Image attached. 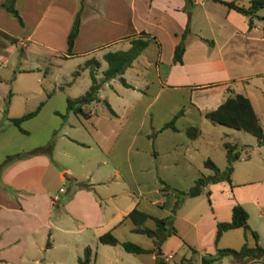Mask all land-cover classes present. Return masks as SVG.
Here are the masks:
<instances>
[{
    "label": "crops",
    "instance_id": "crops-1",
    "mask_svg": "<svg viewBox=\"0 0 264 264\" xmlns=\"http://www.w3.org/2000/svg\"><path fill=\"white\" fill-rule=\"evenodd\" d=\"M17 1L14 0L15 6ZM82 1L78 30L70 53L62 52V57H81L83 62L93 57L97 51H100L102 56L106 50L125 49L131 37L144 31L148 36L146 46L121 72L122 76L127 68L131 70L130 73L136 80L125 87L135 96L122 99L113 106L111 98L108 96L100 98L97 92L99 100L84 106L88 113L85 118L88 119L87 123L81 122L79 120L81 115L76 114L77 123L83 124L86 136L67 122L68 115L74 114L73 112L68 111L63 118L66 126L73 131L69 133L66 131L65 134L61 132L62 135L58 138H66L68 142L81 147L95 146L103 154L110 152L111 159L108 160H111L112 164L106 165V157L97 156L95 153L90 157H75L74 164L81 167V172L77 173L73 165L62 162L56 156L59 153L68 156L71 152L59 149L54 151L56 142H53L49 153L24 154L34 147L20 148L18 153L22 154L10 159L0 168V264H22L26 259L32 264L39 262L40 252L49 251L54 246L55 233L52 230L63 234L70 232L78 234L89 229L92 237L97 238L100 233L98 228L104 226V209L101 204L102 196L95 194L90 180L102 182L105 177L109 178L111 175L121 176L124 166L120 155L126 139H128L126 149L134 147L132 155H128L125 160L130 171L138 169L140 173H151L164 179L180 174L189 175L194 179L203 175L208 182H218L216 186L225 193L224 198L214 200L211 198L210 207L195 218L181 217V220L190 226L197 242L200 241L199 224L206 220L209 227H215L216 221L228 220L233 203H240L245 210L246 203L264 205V176L260 179L233 180L230 171L229 183L225 180L214 181L212 170L205 171L201 167L202 161L207 157L220 170L210 150L214 145L223 149L221 142L226 139L218 136L219 139L212 144L213 146L209 141L201 144L202 140L199 139L202 133L211 130L210 121L203 116V110L214 108L230 91L246 96L243 91L245 85L249 83L255 85L254 79L257 76L264 77V10L257 12L255 16L262 20V23L258 24L253 18L249 19L216 0L210 2L192 0L189 4L198 5L194 8H188V5L184 7V0ZM78 7L79 0H23L17 6V11L22 24L26 26L28 22L23 18L24 11L28 13L26 9L30 11L34 9L37 13L40 9L39 19L45 23L42 27L44 33H48L50 37L57 36L59 40L63 37L66 46L65 36ZM4 19V13L0 8V42L4 43L0 48L4 53H8L23 43L21 39L10 35L12 30H8L7 23L6 25L4 22L1 23ZM2 33L15 40L10 42ZM182 33L184 47L181 60L173 62L171 59L173 48ZM118 44L125 46L116 47ZM47 46L52 50L58 48L50 44ZM115 79L116 76L102 81L99 87L111 86ZM262 81L264 86V80ZM6 85L0 77V129L10 124L6 118L8 117L6 111L3 116L4 99L7 92L10 93ZM110 90L114 97L126 93L117 91L114 87ZM102 99H105L112 109L113 113L108 111L111 117L128 116L125 120L130 121L124 125H116L113 122L111 125L102 124L101 121L112 119L95 111V105L103 103ZM146 110L148 127L152 129L149 133L142 126L143 113ZM138 113H141L142 117H137ZM170 119L173 127L160 128L162 123ZM187 125H195L198 128V135L189 138L184 132ZM63 127L61 123L58 129L65 131ZM3 132L1 134L5 136L2 138L6 139L7 135ZM227 141L237 144L239 156L241 145L231 138ZM263 146L264 144L257 140L253 143V147L264 157L260 152ZM7 149L0 143V155H8ZM222 152L224 154V149ZM247 156L248 153L244 152L241 158ZM2 160L3 158H0V162ZM225 162L221 165L225 166ZM63 176H66L67 180L85 179L89 186L63 188L59 185L64 182ZM253 182L254 185L250 187ZM235 183L245 186V191H238L236 188L231 190L232 184ZM202 188V191L208 190L207 195L210 197L217 190L216 187L209 189L207 182ZM153 190L160 196L149 199V204L156 201L161 206L160 209H164L166 189L155 187ZM59 193L63 194V199ZM113 195L109 194L108 197L111 198ZM174 200L175 197L172 202ZM132 207H138L158 217L164 216L158 214V210L147 203H141L139 199H134L128 210ZM53 208L55 210L51 213ZM126 212H118L121 213V218L116 222L124 219L122 216ZM211 213L214 216L211 217ZM261 214L264 213L261 211ZM175 216L177 215L174 214ZM114 225L115 223H112L108 229L111 231ZM46 239L48 245L45 244ZM85 245L88 244L79 243L81 252Z\"/></svg>",
    "mask_w": 264,
    "mask_h": 264
},
{
    "label": "rangeland",
    "instance_id": "rangeland-1",
    "mask_svg": "<svg viewBox=\"0 0 264 264\" xmlns=\"http://www.w3.org/2000/svg\"><path fill=\"white\" fill-rule=\"evenodd\" d=\"M210 1L215 0H207V2ZM235 1L243 6L248 4V0ZM20 2L22 3L23 0H18L17 6H19ZM17 6L15 7L17 8ZM187 7L194 8L198 7V5L188 4ZM0 8L5 16L4 21H1V23L4 22L5 25L7 23L6 26L8 30H12L13 32H11L10 35L21 39L23 43L21 46H15V48L11 49L8 53H4L0 48V77L6 82V86L10 91L6 99V113L8 116H17L23 112L34 109L39 101L42 102L41 106L32 117L20 123V128L26 130V132L20 131L11 123L6 127L7 129H0V143L8 148L7 154L20 152V148H32L50 141L51 144L56 142L54 151L59 149L71 152V155L68 154V156L61 155L60 153H57L58 155L56 156L62 162H69L73 165L77 173L81 172V167L74 164L76 161L75 157H90L95 153L97 156L106 157V165L112 164L113 162L108 160L111 159L110 152L103 154V152L95 146L89 148L81 147L68 142L66 138H58L62 133L65 134L66 131L67 133L73 131V129L70 130V128L66 126V123H64L65 119L63 120L59 114L64 109L65 97H73L83 93L90 83L89 68H77L81 65L82 58L62 57L61 53L66 52L64 39L62 37L59 40L57 36L50 37L47 35L48 33H44L42 27H44L45 23L39 19L40 9L37 10V13L34 12V9L31 11L26 9L29 11L28 13L24 11L23 18L26 19L25 22H28L25 26V24L18 23V21L11 14L3 10L2 7ZM259 11L261 10H257V12ZM252 18L255 23H262V20L255 16ZM3 44L4 43L0 42V45ZM47 44L54 45L58 48L52 50ZM123 46L125 45L118 44L116 47L122 48ZM93 57L99 61V65L94 69V77L98 80L102 76V69L106 66V63L100 51L95 52ZM74 69H77V73L73 72ZM130 71L131 70L127 68L122 74L123 80L128 84L136 80L133 75H131ZM261 79L264 80V77L257 76L254 79L256 81L255 85L249 83L245 85L243 91L258 117L261 127L264 129V86ZM111 87H114L117 91L126 93L114 97V94L110 90ZM126 87L117 78L113 80L111 86H100L97 92L100 98L104 96L111 98L113 106H116L122 99L134 98L135 94ZM115 98L117 100L116 102ZM94 109L97 113L112 118L111 120L101 121L104 125H111L112 122L116 125H124L130 121L125 120V117L128 116L119 115L116 118L111 117L103 103H97ZM76 116V114L70 113L67 122L75 126L74 129L78 132L85 135L84 129L82 128L83 124L80 125L77 123L78 118H76ZM139 116L142 117V114L138 113L137 117ZM85 118L86 117L83 119L80 116L79 120L87 123L86 120L88 119ZM143 119V129H147L148 133L152 132L151 127H148L147 110L143 113ZM61 123H63V129H65V131H62V129L60 131L58 129ZM210 123L211 122H209V127H211V130L202 133V136L199 138L202 140L200 142L201 144H203L202 142L204 141H209L211 146H213L212 144L220 137L226 140L231 138V140H235L241 145L239 156L231 162L232 176L230 177H232L233 180H243L245 178L260 179L264 176V161H262L264 157L253 147V143L256 140L253 135L222 124ZM2 132L7 135L6 139L2 138L5 136L1 134ZM127 141L128 139L124 140L121 148L120 159H122L124 166L121 176L114 177L111 175L109 178L105 177L102 182L90 180L91 187L95 194L102 196L101 204L104 209V226L100 229L98 228V232L107 230L112 223H115L114 227L111 229V233L118 240H129L143 247H153L152 238L130 230L131 223L127 218L116 222L121 218V213L118 212H126L132 201L134 199H139L141 203H147L153 209L158 210V214H163L164 216L170 214L171 224L176 230V234H170L168 237L164 238L159 245L161 251L160 257L162 258L160 264H177L180 261L181 264H201V256L208 254L214 255L216 248L228 247L238 249L244 241L249 245L252 244L253 238L249 234L244 233L241 227L225 229L215 238V227H209L206 220H203L199 224L200 241L197 242L190 226L181 220L182 216L197 217L203 210L210 207L211 198L214 200L225 197V193L221 192L220 188L216 186L218 182H208L204 180L205 184L207 182L209 189L216 187L217 190L213 192V195L210 197L205 191H202L195 196L184 197L173 211H171L170 208L172 207V201L175 197V191L170 189H166L167 197L163 205L164 209L161 210V206L158 205L156 201L149 204V199H154L159 195L153 188H161L162 181L175 190H186L193 183L194 178L189 175L180 174L164 179L157 175L153 176L151 173H140L138 169L130 171L125 160L128 155H132L134 147H131L129 150L128 148L126 149ZM261 149L260 152L264 155V146L261 147ZM222 151L223 149L218 145H214L210 150V153L213 154L216 162H218L217 164H219L220 169L224 168L221 164L225 161ZM244 152H247L248 156L241 158ZM72 154L75 156H72ZM4 156L5 155H0V158H4ZM195 160L197 161V157H195ZM201 167L205 171L211 170L203 165H201ZM79 180L85 179L80 178ZM63 181L64 182L59 185L63 188H67L69 183L66 176H63ZM254 183L255 182L250 184V187H252ZM234 188L238 191H245L246 189L242 184L236 183L232 184L231 190ZM109 194L114 195L109 198ZM59 195L61 199H63V194L59 193ZM245 207L248 215L247 224L257 233L258 243L264 246V214H261V211L264 213V205L258 206L254 203H246ZM54 210L53 208L51 213H53ZM174 214L177 216L174 217ZM210 216L212 217L214 214L211 213ZM63 218L67 219L66 216H63ZM145 224L152 226V221L146 220ZM52 231L55 233L54 246L49 249V251L40 252L38 255L39 262L34 264H78L76 257L81 255V247H79L80 242H86V244L90 246L93 252L91 264H155L156 251L153 250L152 252L140 254L127 252L123 250L119 244H105L99 242L96 237H92V232H90L89 229L84 233L78 234H76V232L63 234L60 231ZM49 241L51 240L49 239ZM249 258L250 257L247 256L242 259H235L230 254H223L219 257V261L220 264H264L263 257L256 260H249ZM22 264H32V262L26 259Z\"/></svg>",
    "mask_w": 264,
    "mask_h": 264
},
{
    "label": "trees",
    "instance_id": "trees-1",
    "mask_svg": "<svg viewBox=\"0 0 264 264\" xmlns=\"http://www.w3.org/2000/svg\"><path fill=\"white\" fill-rule=\"evenodd\" d=\"M192 0H184V7H186ZM227 8L234 9L244 15L249 19L257 15V10H264V0H248V4L243 6L235 0H216ZM82 0H79V7L76 10L74 17L71 21V25L65 36L66 43V53H70L71 45L74 37L76 36L79 24V12L80 7H82ZM0 6L11 14L18 23L21 22V17L17 11V8L14 5V0H1ZM186 30V28L183 30ZM180 40L174 45L172 52V61L179 62L181 60V53L183 51V41L182 35ZM3 36L8 38L10 42H13L15 39L5 35ZM148 42V36L144 31H140L136 36L129 39V45L125 49H114L106 50L102 53V58L106 63L104 69H102V76L100 79L96 80L94 77V69L98 66V61L93 58L85 59L81 65L77 68L88 67L89 68V77L90 83L88 87L83 91V93L77 96H66L65 97V109L62 113H59L62 118L66 116L68 111L73 112L74 114L81 115L82 117H87L88 113L83 107L86 104L97 102L99 97L97 96V90L102 81H105L111 77L116 76L121 83L125 86H129L123 80L121 72L123 68L128 66L133 58L146 46ZM74 73H77V69H74ZM9 92H7V95ZM7 96L4 99V108L3 116H5ZM103 104L106 106L107 110L110 113H113L109 104L105 99H102ZM42 102L39 101L34 109L21 113L17 116H8L6 117L8 121L15 125L20 131L24 132V129L20 128V123L24 119L32 116L41 106ZM203 116L208 119L211 123H218L233 129L242 130L253 135L255 139L262 144H264V129H262L259 119L255 114L254 110L251 107V104L246 96L238 92H228L224 98L214 107L210 109H205L202 111ZM173 127L172 119L162 123L160 128L164 127ZM185 134L189 138H194L198 135V128L195 125H187L184 128ZM51 142H47L43 145H38L32 148L29 151H26L24 154L35 153V152H45L49 153L51 149ZM221 146L224 149L225 154V166L223 169H218L217 166L209 159L204 158L202 164L205 167H208L212 170V175L214 181L225 180L230 182L229 174L231 171V162L238 157L237 144L235 142H230L223 140ZM22 153H12L6 155L3 160L0 162V168L10 159L20 156ZM69 186L74 188L88 187L89 184L85 180H76L74 178L68 180ZM71 184V185H70ZM205 184L204 176L199 175L193 180V183L186 190H175L169 187L167 184L163 183L161 189H170L175 191V200L171 207V211L180 203V201L187 196H194L199 194L203 190V185ZM208 194V190H205ZM122 218H127L130 223V230L146 235L147 237L152 238L153 247H143L137 243H134L129 240H118L110 231V229L104 230L97 235V240L105 244H119L123 250L127 252H132L135 254L152 252L156 251L155 255V264H160L162 258L160 257V248L159 245L166 236L170 234H175V228L171 224L170 214L165 216H155L150 213H147L143 210H140L136 207L130 208ZM146 220L152 221V226L145 224ZM241 227L244 233L249 234L252 238V244H247L245 241L240 245L238 249H232L228 247L216 248L215 254L203 255L200 258L201 264H220L219 257L223 254H230L235 259H242L243 257L249 256V260H256L261 257L264 258V246L260 245L257 241V233L252 230L247 224V212L243 206L235 202L231 205L230 208V218L228 220H219L215 224V238L218 236L221 231L233 228ZM45 244L48 245V240L45 241ZM78 264H91L93 260V252L90 246L85 245L82 248L81 255L76 257ZM177 264H181V261Z\"/></svg>",
    "mask_w": 264,
    "mask_h": 264
},
{
    "label": "built area",
    "instance_id": "built-area-1",
    "mask_svg": "<svg viewBox=\"0 0 264 264\" xmlns=\"http://www.w3.org/2000/svg\"><path fill=\"white\" fill-rule=\"evenodd\" d=\"M197 1H200V2H202L203 0H197Z\"/></svg>",
    "mask_w": 264,
    "mask_h": 264
},
{
    "label": "water",
    "instance_id": "water-1",
    "mask_svg": "<svg viewBox=\"0 0 264 264\" xmlns=\"http://www.w3.org/2000/svg\"><path fill=\"white\" fill-rule=\"evenodd\" d=\"M204 180L206 181V179L204 178Z\"/></svg>",
    "mask_w": 264,
    "mask_h": 264
}]
</instances>
